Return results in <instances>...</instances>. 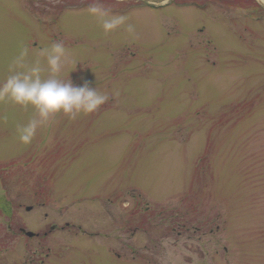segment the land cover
I'll use <instances>...</instances> for the list:
<instances>
[{
    "label": "rangeland",
    "instance_id": "1",
    "mask_svg": "<svg viewBox=\"0 0 264 264\" xmlns=\"http://www.w3.org/2000/svg\"><path fill=\"white\" fill-rule=\"evenodd\" d=\"M166 1L101 0L130 38L91 0H0V79L61 42L62 77L109 96L30 146L0 103V264H264V8Z\"/></svg>",
    "mask_w": 264,
    "mask_h": 264
},
{
    "label": "clouds",
    "instance_id": "2",
    "mask_svg": "<svg viewBox=\"0 0 264 264\" xmlns=\"http://www.w3.org/2000/svg\"><path fill=\"white\" fill-rule=\"evenodd\" d=\"M84 11L95 20L104 36L123 29L130 38L135 37L136 28L129 22V16L111 12L101 0H91ZM29 53L28 47H22L9 64L8 75L0 79V103L33 112L32 118L15 129L24 146H30L38 130L57 116L76 120L97 112L109 99L108 94L90 87L86 81L74 84L69 73L66 79L62 77L66 65L72 64L76 69L78 64L63 43L54 42L40 49L30 64Z\"/></svg>",
    "mask_w": 264,
    "mask_h": 264
},
{
    "label": "bare ground",
    "instance_id": "3",
    "mask_svg": "<svg viewBox=\"0 0 264 264\" xmlns=\"http://www.w3.org/2000/svg\"><path fill=\"white\" fill-rule=\"evenodd\" d=\"M152 1V2H151ZM149 1L150 3H154V2H160V0H151ZM163 1V0H161ZM260 5H262L264 7V0H256Z\"/></svg>",
    "mask_w": 264,
    "mask_h": 264
},
{
    "label": "flooded vegetation",
    "instance_id": "4",
    "mask_svg": "<svg viewBox=\"0 0 264 264\" xmlns=\"http://www.w3.org/2000/svg\"><path fill=\"white\" fill-rule=\"evenodd\" d=\"M53 230H54V229L52 228L49 232H44L42 235L45 236V235H47V233L51 234V233L53 232ZM36 237H37V236H36Z\"/></svg>",
    "mask_w": 264,
    "mask_h": 264
},
{
    "label": "water",
    "instance_id": "5",
    "mask_svg": "<svg viewBox=\"0 0 264 264\" xmlns=\"http://www.w3.org/2000/svg\"><path fill=\"white\" fill-rule=\"evenodd\" d=\"M150 1H151V0H150ZM151 2H152V1H151ZM155 3H156V2H155ZM27 236H28V237H31V236H33V235H32V233H28Z\"/></svg>",
    "mask_w": 264,
    "mask_h": 264
}]
</instances>
